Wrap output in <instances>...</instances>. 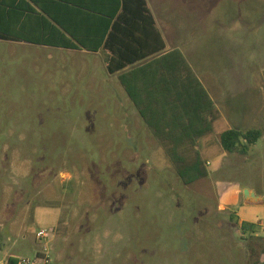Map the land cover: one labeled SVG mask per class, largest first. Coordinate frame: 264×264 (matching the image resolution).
<instances>
[{"label": "rangeland", "instance_id": "obj_1", "mask_svg": "<svg viewBox=\"0 0 264 264\" xmlns=\"http://www.w3.org/2000/svg\"><path fill=\"white\" fill-rule=\"evenodd\" d=\"M148 3L223 118L198 150L188 140L179 149L213 172L186 185L167 154L172 142L100 81L101 65L88 81L51 51L0 41V264L45 251L50 264L263 261L264 0ZM229 128L262 135L246 154L226 152L221 169L212 156ZM227 187L238 197L221 211ZM246 190L261 200L246 202Z\"/></svg>", "mask_w": 264, "mask_h": 264}, {"label": "crops", "instance_id": "obj_2", "mask_svg": "<svg viewBox=\"0 0 264 264\" xmlns=\"http://www.w3.org/2000/svg\"><path fill=\"white\" fill-rule=\"evenodd\" d=\"M146 2L155 19L156 26L161 32L165 42V49L115 73L108 71L107 60L114 54L105 45L107 36L112 30V25L121 13L122 0H0V27L10 26L18 29L25 24L26 20H31V17L28 19V13L22 11L32 9L44 14L41 10L46 9L47 14L59 23V25L54 23L61 29V33H54V35H57L55 41L62 43L63 46L39 45L19 40L0 39V41L8 42L10 49L14 52L23 50V47H38L42 51H51V58L59 57L62 62L64 61L67 64V67L74 70L77 69L78 73L84 75L90 74L88 81L98 74L97 66L101 65V73L105 74L100 78V81L103 84H112V89L122 90L127 99L137 109L142 121L147 124L150 132L156 137L155 133L157 132L163 139H168V133L177 136L184 130L191 132L194 128L193 124L199 129L201 117L199 105L200 103L203 104V107L206 105L207 108L203 114V130L205 132L196 143H191L198 150L199 142L210 136L209 134H214L217 125H222L220 121L223 118L219 119V116L217 117L214 113L215 101L209 90L202 83L207 97H203L202 101H200V97L194 96L193 87L196 86L190 74H187L188 72L183 67L184 60L189 67L191 66L186 52L176 46V44H168L167 38L160 29L148 0ZM175 50H178L182 56H169V53ZM191 71L194 73L192 68ZM195 76L197 75L195 74ZM126 88L136 93L138 104L142 106L148 121L150 120L152 125H149L147 119L141 116L139 109L136 107L137 105L126 92ZM210 101L213 108L210 106ZM194 116L197 118L196 120ZM205 126L208 127L206 128ZM186 139L183 144L178 146L179 149L186 145ZM204 146L209 147V144ZM223 151H218L212 156L217 158L221 169L226 167V160H228L227 153ZM211 158L207 163L212 167ZM212 172L213 169L208 171V174L210 175ZM222 192L231 196L229 203L221 202L219 206V210L224 211L227 205L231 206L236 203L238 195L228 187L224 188ZM251 192L255 195L253 191ZM255 199L261 200L257 196L250 200H245L248 203H256L254 202ZM239 221L241 224L246 223L245 220L240 218ZM247 224L250 229H253L251 224ZM10 257L14 256L9 255L8 259ZM7 260L5 259L1 264H7Z\"/></svg>", "mask_w": 264, "mask_h": 264}, {"label": "trees", "instance_id": "obj_3", "mask_svg": "<svg viewBox=\"0 0 264 264\" xmlns=\"http://www.w3.org/2000/svg\"><path fill=\"white\" fill-rule=\"evenodd\" d=\"M41 11L49 16L46 9ZM22 12L28 13V19L31 17V20H26L25 24L21 25L18 29L10 26L0 27L1 40H19L39 45L63 46L62 43L55 41L57 35H54V33H61V29L54 24L56 23L59 25L56 19L50 16L46 17L44 14L32 9H29L28 11L24 10ZM32 18H34V20H32ZM61 28L63 27L61 26ZM105 47L114 54L107 60V67L110 73L122 70L129 65L147 59L149 56L165 49V42L161 32L156 26L155 19L147 6L146 0H122L121 13L112 25V30L107 36ZM174 55L182 56L178 50L169 53V56ZM183 67L184 70L190 74V77L196 86L193 87L194 96L197 95L200 97V101H202L203 97H207L205 89L198 78L193 75L194 73L191 71V68L187 65L185 60L183 61ZM171 68L173 67L171 66ZM126 92L137 105L136 107L139 109L141 116L147 119L144 109L138 104L136 93L129 88H126ZM210 106L213 108L211 101ZM199 107L201 113L199 129L193 124L194 128L191 132L184 130L177 136L168 133V139L160 137L158 132L155 133L157 138L172 142L174 147L167 150V154L176 166L178 175L186 185L208 176V171L204 168L202 158L199 154H197L194 162L188 163L185 157L180 155L178 151V146L185 142V138H187L186 141L188 140L196 143L199 137L205 132L203 130V114L207 106L205 105L203 107V104L200 103ZM194 119L196 120L197 118L194 116ZM148 123L149 125H152L150 120ZM205 127L207 128L208 126ZM261 135L262 133L260 130H249L244 132L236 128L228 129L220 135L221 148L225 152L231 154L237 152L246 154L251 147L256 144ZM179 163L184 164V166L178 165ZM248 226L247 223L242 224V228L246 229ZM7 264H17V258L10 257Z\"/></svg>", "mask_w": 264, "mask_h": 264}, {"label": "built area", "instance_id": "obj_4", "mask_svg": "<svg viewBox=\"0 0 264 264\" xmlns=\"http://www.w3.org/2000/svg\"><path fill=\"white\" fill-rule=\"evenodd\" d=\"M46 237H47V233L44 230L38 231L37 239L43 240ZM40 254H42L41 257H38V255H36V257L34 259L17 258V264H50L49 254L46 251L44 253H40ZM261 264H264V259L261 262Z\"/></svg>", "mask_w": 264, "mask_h": 264}, {"label": "water", "instance_id": "obj_5", "mask_svg": "<svg viewBox=\"0 0 264 264\" xmlns=\"http://www.w3.org/2000/svg\"><path fill=\"white\" fill-rule=\"evenodd\" d=\"M255 198L256 196L249 190L245 191V199L250 200L251 198Z\"/></svg>", "mask_w": 264, "mask_h": 264}]
</instances>
